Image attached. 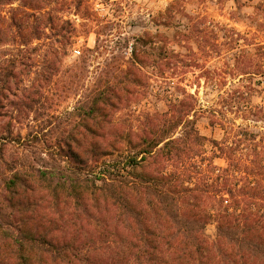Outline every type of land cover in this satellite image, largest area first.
I'll return each instance as SVG.
<instances>
[{
	"label": "trees",
	"instance_id": "trees-1",
	"mask_svg": "<svg viewBox=\"0 0 264 264\" xmlns=\"http://www.w3.org/2000/svg\"><path fill=\"white\" fill-rule=\"evenodd\" d=\"M14 1L0 0V118L10 96L20 102L30 91L37 96L33 85H23V72L39 59L49 66L61 61L78 36L69 20L47 6L78 13L83 4L17 0L14 7ZM183 4L173 0L154 18L164 27L174 26L178 17L197 20L178 26L171 37L159 31L113 34L111 21L95 32L94 47L86 48L81 62L100 49L112 50L107 68L115 73L106 88L93 91L86 114L96 128L67 136L60 165L17 168L3 162L7 143L24 141L20 134L12 136L10 124L2 125L0 264H264V132L226 117L230 112L245 122L250 117L264 121L263 107L254 111L248 106L253 85H233L221 98L220 113L212 111L211 125L224 133L220 141L200 135L195 95L179 85L180 94L166 112L138 119L149 125L144 130H117L118 121L107 120L104 113L130 108L152 81L167 85L185 80L187 56L172 44L182 47L194 34L200 55L217 47L211 32L198 27L203 17L186 14ZM237 37L229 41L237 44ZM256 46L264 53V46ZM232 71L264 75L263 66L245 72L240 61ZM213 73L202 72L205 78ZM102 123L111 126L107 134ZM214 158L225 165L216 167ZM208 225H214L213 238L206 234Z\"/></svg>",
	"mask_w": 264,
	"mask_h": 264
},
{
	"label": "rangeland",
	"instance_id": "rangeland-1",
	"mask_svg": "<svg viewBox=\"0 0 264 264\" xmlns=\"http://www.w3.org/2000/svg\"><path fill=\"white\" fill-rule=\"evenodd\" d=\"M82 1V8L78 13H75L74 9L67 10L53 3L47 6L63 20H69L78 36L61 61L49 66L39 59L38 64L23 72V85H33L37 96L30 91L29 98L24 102L12 96L8 101H3L6 107L3 110L4 115L0 118V128L3 124H10L12 136L20 134L24 141L22 145L8 142L4 146L3 162L8 165L17 168L22 164L36 167L60 165L63 159L61 155L67 153V147L64 145L68 142L67 136L96 128L86 113L93 100V91L97 87L106 88L107 78L115 73L113 69L107 68V58H110L114 51L100 49L83 63L81 57L86 48L94 47L95 32L107 26V21L113 22V34L118 31L126 37L140 35L145 31H159L171 37L178 26L183 28L197 21L192 20L194 18L178 17L174 26H157L154 18L173 0ZM114 2L120 4L116 6ZM17 4L16 0L13 6L16 7ZM183 5L186 14L203 17L198 27H205L211 32L210 40L212 42L213 38L217 47L210 48L212 52L207 48L210 53L208 56L200 55L194 34L182 47L172 44L175 52L187 56L190 66L185 80L182 83L171 80L167 85H164V82L152 81L147 88V94L131 104L130 108L111 112L105 109L107 120L114 118L118 121L117 130L138 132L146 129L149 125L138 122V119L143 121L142 117L146 115L154 116L166 112L169 102L180 94L177 85L195 95L196 128L201 136L211 140L220 141L223 138V130L218 125H211L210 120L213 118L212 111L220 113L222 110L221 98L226 97V90L231 89L233 85H253L247 97L248 106L254 111L259 107L264 110V75L238 76L232 71L238 61L242 62L245 72H254L257 64L264 67V53L257 51L256 46H264V0H184ZM237 35L241 38L237 44L229 41L230 37L239 38ZM75 50L80 51V55H75ZM125 50L124 55L128 57L129 47ZM203 70L214 73L210 78H205ZM29 81L32 84H29ZM226 117L234 120L236 125L248 124L255 133L264 132V121L254 122L250 117L245 122L230 112H226ZM101 125L102 132H110L109 124ZM89 143L90 139L87 138L84 142L86 154L90 151ZM207 150L209 153L211 148L207 146ZM105 160L107 161V157ZM64 162H67L65 158ZM213 163L216 167L225 165L222 159L217 158L213 159ZM68 165L74 167L75 164L69 160ZM3 168L0 162V172ZM214 233V225H208V237L213 238Z\"/></svg>",
	"mask_w": 264,
	"mask_h": 264
},
{
	"label": "built area",
	"instance_id": "built-area-1",
	"mask_svg": "<svg viewBox=\"0 0 264 264\" xmlns=\"http://www.w3.org/2000/svg\"><path fill=\"white\" fill-rule=\"evenodd\" d=\"M74 54H75V55H80V51L75 50V51H74Z\"/></svg>",
	"mask_w": 264,
	"mask_h": 264
}]
</instances>
